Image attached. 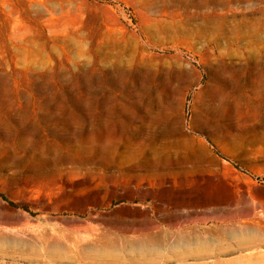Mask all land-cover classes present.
<instances>
[{
  "label": "rangeland",
  "instance_id": "1",
  "mask_svg": "<svg viewBox=\"0 0 264 264\" xmlns=\"http://www.w3.org/2000/svg\"><path fill=\"white\" fill-rule=\"evenodd\" d=\"M0 264H264V0H0Z\"/></svg>",
  "mask_w": 264,
  "mask_h": 264
},
{
  "label": "bare ground",
  "instance_id": "2",
  "mask_svg": "<svg viewBox=\"0 0 264 264\" xmlns=\"http://www.w3.org/2000/svg\"><path fill=\"white\" fill-rule=\"evenodd\" d=\"M205 13H207V12H205ZM210 13H211V11H210ZM212 14V13H211ZM218 14V13H217ZM219 16V15H218ZM162 234V233H161ZM245 237V236H244ZM253 239V238H252ZM240 240V239H239ZM253 241V240H252ZM157 242V241H156ZM244 243V242H243ZM243 245V244H242ZM248 245V244H247ZM152 246V245H151ZM158 246V245H157ZM249 246H250V244H249ZM253 246V245H252ZM246 247V246H245ZM206 252V251H205ZM107 253V252H106ZM156 253V252H155ZM104 254V253H103ZM197 255V254H196ZM199 255H200V253H199ZM157 256V255H156ZM198 256V255H197ZM201 256V255H200ZM197 258V257H196Z\"/></svg>",
  "mask_w": 264,
  "mask_h": 264
}]
</instances>
